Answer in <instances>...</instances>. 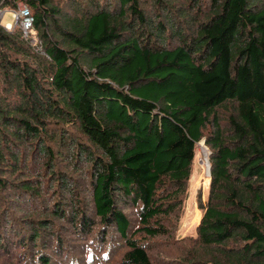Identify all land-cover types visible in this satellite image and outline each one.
Listing matches in <instances>:
<instances>
[{"label": "trees", "instance_id": "16d2710c", "mask_svg": "<svg viewBox=\"0 0 264 264\" xmlns=\"http://www.w3.org/2000/svg\"><path fill=\"white\" fill-rule=\"evenodd\" d=\"M21 1L36 40L0 23V255L264 264V0ZM203 138L207 202L176 238Z\"/></svg>", "mask_w": 264, "mask_h": 264}, {"label": "rangeland", "instance_id": "374dc122", "mask_svg": "<svg viewBox=\"0 0 264 264\" xmlns=\"http://www.w3.org/2000/svg\"><path fill=\"white\" fill-rule=\"evenodd\" d=\"M52 1L54 2L55 5H60V6H64V5L66 6L67 2H69V0L68 1L52 0ZM56 1H58L59 3H57ZM72 1L74 2V4H79L80 1L82 0H72ZM86 1H89V0H86ZM63 10L67 11L66 7L63 8ZM72 11H73V7L70 9V12ZM6 22H11L12 24H14L15 22V20L11 17V12L8 10V8L3 9V15L0 20V23L2 25H4ZM35 39H36V36H35ZM203 140L197 143V148H196L195 157L193 161L194 171L192 173V176L190 177L187 197L184 202V213L182 215V220H181L179 229L177 231L176 238H182L185 236H194L196 234L195 229L197 225L199 224L200 219L202 217V211L198 208V194H200L202 203L207 202L209 183H210V178H209L210 166H209V157H208L210 154V151L207 147L204 146ZM48 206L50 209L49 221L50 223L56 222L57 221L56 213L53 211L55 208L54 201L50 202ZM122 208L124 210H128L129 204L124 205ZM19 230L20 228H16V232H18ZM21 231H23L22 228H21ZM10 235L11 234L8 233L7 237H10ZM6 241L9 242L10 238H7ZM85 243H87V241L79 243L75 249L74 255L72 254H68V255L73 258L77 257V255L80 256L82 252V246L84 248ZM9 247L14 250L17 249L16 242H12L9 245ZM124 250L125 248H120L119 250H117L114 253L112 259L111 260L108 259L105 262V264H117V261ZM79 256H78V259H81L83 257V255L81 258H79ZM7 257L9 260H7L6 258L2 257V255H0V264H15L16 263V260L14 259V257H10L8 255ZM3 259H5L6 261Z\"/></svg>", "mask_w": 264, "mask_h": 264}, {"label": "built area", "instance_id": "2783aa9c", "mask_svg": "<svg viewBox=\"0 0 264 264\" xmlns=\"http://www.w3.org/2000/svg\"><path fill=\"white\" fill-rule=\"evenodd\" d=\"M8 10L11 12V17L15 20V22L14 24H12L11 22H6L3 25L5 29L12 31L16 26H19L22 31L23 37L29 39L31 42L35 41L34 16L27 4H25L21 0H17L16 7H14L13 9L8 8ZM2 15L3 10H0V20L2 18Z\"/></svg>", "mask_w": 264, "mask_h": 264}, {"label": "clouds", "instance_id": "9594fccd", "mask_svg": "<svg viewBox=\"0 0 264 264\" xmlns=\"http://www.w3.org/2000/svg\"><path fill=\"white\" fill-rule=\"evenodd\" d=\"M6 9V8H5ZM3 10V9H2ZM203 140V139H202ZM203 143H204V140H203ZM205 145V144H204ZM194 171V170H193ZM209 178H210V172H209Z\"/></svg>", "mask_w": 264, "mask_h": 264}]
</instances>
